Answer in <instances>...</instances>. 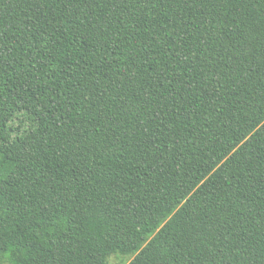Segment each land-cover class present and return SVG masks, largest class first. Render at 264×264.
<instances>
[{"label": "trees", "instance_id": "16d2710c", "mask_svg": "<svg viewBox=\"0 0 264 264\" xmlns=\"http://www.w3.org/2000/svg\"><path fill=\"white\" fill-rule=\"evenodd\" d=\"M264 264V0H0V264Z\"/></svg>", "mask_w": 264, "mask_h": 264}, {"label": "rangeland", "instance_id": "374dc122", "mask_svg": "<svg viewBox=\"0 0 264 264\" xmlns=\"http://www.w3.org/2000/svg\"><path fill=\"white\" fill-rule=\"evenodd\" d=\"M132 256L122 257L118 254H112L107 259V264H126Z\"/></svg>", "mask_w": 264, "mask_h": 264}]
</instances>
